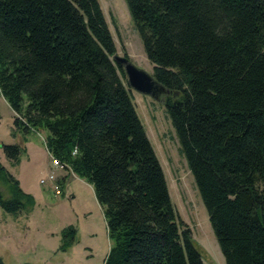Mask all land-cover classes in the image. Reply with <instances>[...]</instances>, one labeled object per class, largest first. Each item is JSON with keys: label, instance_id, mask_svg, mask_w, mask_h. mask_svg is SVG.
I'll use <instances>...</instances> for the list:
<instances>
[{"label": "trees", "instance_id": "16d2710c", "mask_svg": "<svg viewBox=\"0 0 264 264\" xmlns=\"http://www.w3.org/2000/svg\"><path fill=\"white\" fill-rule=\"evenodd\" d=\"M125 3L152 76L175 94L163 105L225 264H264V0ZM114 55L98 0H0L12 136L46 131L51 158L92 187L110 241L104 264H204ZM0 148L11 165L26 153ZM0 184L4 212L34 207L1 163ZM76 233L61 232V251Z\"/></svg>", "mask_w": 264, "mask_h": 264}, {"label": "rangeland", "instance_id": "374dc122", "mask_svg": "<svg viewBox=\"0 0 264 264\" xmlns=\"http://www.w3.org/2000/svg\"><path fill=\"white\" fill-rule=\"evenodd\" d=\"M98 1L116 55L127 56L152 74L125 0ZM129 92L163 169L179 224L191 232L204 264H225L165 106L148 96ZM14 118V112L0 97V144L26 148L16 165L10 164L0 148V163L18 180L22 191L34 198L35 205L18 215L0 208V259L4 264H104L110 241L92 187L74 174L53 167L44 145L46 131L31 133L25 143L20 135L12 136ZM49 175L57 180L59 193L49 182L40 184ZM64 177L67 179L61 184ZM0 191L4 198L9 197L4 185L0 184ZM71 226L77 232L75 241L61 251V232Z\"/></svg>", "mask_w": 264, "mask_h": 264}, {"label": "water", "instance_id": "95a60500", "mask_svg": "<svg viewBox=\"0 0 264 264\" xmlns=\"http://www.w3.org/2000/svg\"><path fill=\"white\" fill-rule=\"evenodd\" d=\"M112 60L117 66L122 68L129 90L148 96L159 104H164L166 98L175 95L155 80L152 74L133 64L128 57L114 55Z\"/></svg>", "mask_w": 264, "mask_h": 264}, {"label": "built area", "instance_id": "2783aa9c", "mask_svg": "<svg viewBox=\"0 0 264 264\" xmlns=\"http://www.w3.org/2000/svg\"><path fill=\"white\" fill-rule=\"evenodd\" d=\"M52 165L55 168H58L61 171H65L66 166L62 165L60 162L52 159ZM46 182H49L53 185L55 192L59 193V186L57 184V180L53 175H49L47 178L40 180L41 185H45Z\"/></svg>", "mask_w": 264, "mask_h": 264}, {"label": "crops", "instance_id": "0c3cea01", "mask_svg": "<svg viewBox=\"0 0 264 264\" xmlns=\"http://www.w3.org/2000/svg\"><path fill=\"white\" fill-rule=\"evenodd\" d=\"M2 98V97H1ZM17 136V135H16ZM26 149V148H25ZM46 149V148H45ZM46 152H47V150H46ZM47 154L49 155V153L47 152ZM50 156V155H49Z\"/></svg>", "mask_w": 264, "mask_h": 264}]
</instances>
